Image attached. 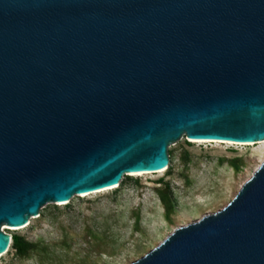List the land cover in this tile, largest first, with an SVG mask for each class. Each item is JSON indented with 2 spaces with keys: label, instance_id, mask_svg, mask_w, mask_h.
Wrapping results in <instances>:
<instances>
[{
  "label": "water",
  "instance_id": "95a60500",
  "mask_svg": "<svg viewBox=\"0 0 264 264\" xmlns=\"http://www.w3.org/2000/svg\"><path fill=\"white\" fill-rule=\"evenodd\" d=\"M182 136L264 141V0H0V225L157 173ZM132 264H264V161Z\"/></svg>",
  "mask_w": 264,
  "mask_h": 264
},
{
  "label": "rangeland",
  "instance_id": "374dc122",
  "mask_svg": "<svg viewBox=\"0 0 264 264\" xmlns=\"http://www.w3.org/2000/svg\"><path fill=\"white\" fill-rule=\"evenodd\" d=\"M161 173L124 175L117 188L49 202L21 229L6 235L32 245L26 256L11 248L0 264H132L174 230L229 204L264 161V141L235 144L182 136L168 146Z\"/></svg>",
  "mask_w": 264,
  "mask_h": 264
},
{
  "label": "trees",
  "instance_id": "16d2710c",
  "mask_svg": "<svg viewBox=\"0 0 264 264\" xmlns=\"http://www.w3.org/2000/svg\"><path fill=\"white\" fill-rule=\"evenodd\" d=\"M11 248L19 256H26L31 250L32 245L24 240V238L14 235L12 236Z\"/></svg>",
  "mask_w": 264,
  "mask_h": 264
},
{
  "label": "bare ground",
  "instance_id": "6f19581e",
  "mask_svg": "<svg viewBox=\"0 0 264 264\" xmlns=\"http://www.w3.org/2000/svg\"><path fill=\"white\" fill-rule=\"evenodd\" d=\"M193 141H209V140H193ZM211 142H221V143H224V142H226V143H233V142H227V141H215V140H213V141H211ZM235 144H241V143H235ZM244 145H247V144H244ZM249 145V144H248ZM254 145V144H253ZM167 168H165V169H163V170H161V171H158L157 173H161V172H164L165 170H166ZM128 175H133V176H138V175H142V174H145V173H127ZM124 177V176H123ZM122 177V178H123ZM122 180V179H121ZM118 186H115V187H113V188H110V189H105V190H101V191H96V192H92V193H90V194H95V193H101V192H104V191H109V190H112V189H115V188H117ZM85 195H88V194H80L79 196H85ZM49 203V202H48ZM67 202H63V203H58L59 205H64V204H66ZM46 204V203H45ZM28 221H29V218L27 219V223L24 225V226H21V227H13V228H9V229H14V230H16V229H21V228H23V227H25L27 224H28ZM8 236V235H7ZM9 237V239L11 238L10 236H8ZM8 251V250H7ZM6 251V252H7ZM4 255V254H3ZM2 255V256H3Z\"/></svg>",
  "mask_w": 264,
  "mask_h": 264
}]
</instances>
